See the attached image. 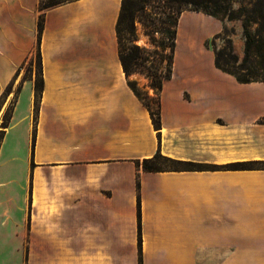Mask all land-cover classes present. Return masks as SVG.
<instances>
[{"label":"crops","instance_id":"1","mask_svg":"<svg viewBox=\"0 0 264 264\" xmlns=\"http://www.w3.org/2000/svg\"><path fill=\"white\" fill-rule=\"evenodd\" d=\"M38 2L0 0V96L20 86L0 143V264H138L137 176L142 264H264V169L229 167L264 161V83L215 67L206 41L223 24L179 17L158 135L118 59L121 0L45 11L34 114V78L23 80L22 67ZM157 150L210 168L135 167Z\"/></svg>","mask_w":264,"mask_h":264},{"label":"trees","instance_id":"2","mask_svg":"<svg viewBox=\"0 0 264 264\" xmlns=\"http://www.w3.org/2000/svg\"><path fill=\"white\" fill-rule=\"evenodd\" d=\"M76 0H39L40 11H47L62 4ZM183 0H121L120 12L116 23V37L118 43V59L122 67L127 85L146 108L149 113L152 126L159 135L161 130L160 98L164 82L172 77L174 52L176 48L177 27L180 14L183 10L179 5L185 3ZM211 7H208L206 3ZM235 0H200L193 2L198 7L194 10L209 15L223 24L222 31L206 41V47H210L214 53V64L217 69L226 73L240 84L252 82L264 83V0H243L237 9L232 7ZM145 6L151 7V13L155 16H143ZM138 20L144 26L145 34L150 37V42L167 53L161 58L165 60V66L151 59V55H158L157 50L152 53L136 45L135 42V21ZM240 21L241 34L243 38V55L240 60L234 52L233 31L227 30L224 23ZM44 14L40 16L36 25V66L37 73L34 78V114L37 111L38 101L43 88L40 41L43 31ZM149 28V30H148ZM160 33L162 40L157 41L153 35ZM221 39L224 45L221 48L215 46V41ZM26 66V65H25ZM24 66V67H25ZM22 67V68H24ZM134 74L143 75L148 80V88L154 95L148 92H141L134 80L129 77ZM18 75V73H17ZM32 76L24 75L23 80ZM13 83L7 85L0 96V106L3 100L12 92ZM20 90L17 87L13 102L4 115L0 129V143L3 139L4 130L8 127L12 116L13 105ZM34 139V131L32 140ZM137 169L146 173L157 172H178V171H200L208 170L207 166L201 164L171 159L161 154L160 150L146 159L134 162ZM234 170L264 169V161H251L235 163L229 166ZM137 191V218H138V264H142L141 258V237H140V182L136 177Z\"/></svg>","mask_w":264,"mask_h":264},{"label":"rangeland","instance_id":"3","mask_svg":"<svg viewBox=\"0 0 264 264\" xmlns=\"http://www.w3.org/2000/svg\"><path fill=\"white\" fill-rule=\"evenodd\" d=\"M183 1H186V2L180 4L179 7L181 10H183L182 12H185V11H190V10L196 9L198 6L194 5L193 2H195V1L197 2L200 0H183ZM242 2H243V0H235V2L232 3V7L234 9H237L239 7L240 3H242ZM206 4L208 5V7H211L208 2ZM151 12H152L151 7L145 6L144 11H143V16L148 15V16L154 17L155 15L152 14ZM43 14H44V11H40L38 8V19ZM181 14H180V16H181ZM224 25L227 28V30H232L234 33L233 37H232L234 52L236 53L238 58L241 60L242 55H243V38H242V34H241V22L240 21L225 22ZM135 30H136V32H135L136 39H135L134 43L136 45H138L139 47L145 49V51L150 52V53H152L154 50H157L158 55H151L152 56L151 59L158 61L159 63H161L162 67H164L165 66V60H163L161 58V56L165 55L167 53V51H162L159 47H155L154 45L151 44L150 37L145 34L146 30L144 29V26L142 25V23L139 22L138 20L135 21ZM148 30H149V28H148ZM153 37L159 42L162 40V35L160 33H155L153 35ZM212 38H210V39H212ZM223 45H224L223 40L218 39L215 41V46L217 48H221ZM36 52H37V50L35 47L34 51L32 52V55L30 57V60L27 62L26 66L22 70L23 76L24 75H28V76L31 75L33 78H35V75L37 73V66H36V54L37 53ZM134 75L130 76L129 80H134L136 82L137 88L141 92H148L147 91L148 83H145L142 80L134 79L133 78ZM17 84H18V82H17ZM17 84L13 87L12 92L8 96L9 99L6 101L5 110L0 115L1 116V118H0V129L2 126V121H3L4 115L6 114L7 109L9 108V106L11 105V103L13 102V99L15 97ZM27 244L29 245V244H33V243H27Z\"/></svg>","mask_w":264,"mask_h":264}]
</instances>
